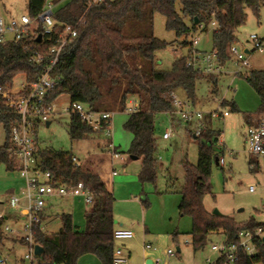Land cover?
Segmentation results:
<instances>
[{
  "label": "trees",
  "instance_id": "16d2710c",
  "mask_svg": "<svg viewBox=\"0 0 264 264\" xmlns=\"http://www.w3.org/2000/svg\"><path fill=\"white\" fill-rule=\"evenodd\" d=\"M89 1L71 0L55 13L58 32L65 25H74L78 36L66 46L60 64L55 68V74L61 75L64 81L58 84L52 99L67 95L71 104L80 102L95 111L116 112L126 110L129 96L137 97L141 108L131 114L125 124L133 135L129 154L131 158L142 160L139 179L142 182L155 181L159 161L156 116L174 109L173 98L179 92L185 98L194 100L196 83L205 76L187 65L186 55L180 57L171 71L156 68V52L169 44L153 33L155 15L165 16L167 29L176 34L180 39L177 42H182L184 47L189 46L191 35L209 31L211 23L216 20L217 28L213 29L212 36L213 50L218 52L221 64L226 65L232 59L230 48L238 41L237 33L246 24L248 11L259 13L264 7V0H109L94 6H90ZM45 4L46 0H28L29 16L36 19ZM51 44L52 41L47 38L46 42H39L37 35H29L20 43L8 41L0 44V86L14 84L20 75L26 76L29 82L36 80L44 71L49 56L45 62L38 64L31 60L32 55L35 50L46 53ZM245 78L259 95L261 114H264V70H253ZM217 82L215 76L208 78L214 92ZM221 105L229 106L234 112L239 111L234 101L223 100ZM0 109V125L7 133L5 145L0 148V164H5L10 170L19 169L16 157L8 149L12 145V131L19 123L20 115L2 103ZM70 117L69 135L72 141L102 133L84 122L78 114H70ZM254 117H248V124L253 122ZM204 120L200 135H195L190 130L191 126H186L191 132L190 138L198 144V162L183 165L185 182L179 205L181 216L192 217L190 235L195 251L205 247L206 239L212 232L223 231L228 237L227 242H231L241 232L255 230L261 224L253 219L242 225L231 217L210 213L205 208L204 198L211 189L212 165L215 161L220 165L218 142L221 131L214 127L210 115H206ZM176 122L177 119L172 122L173 126ZM105 139V145L100 150L103 157L97 156L92 163L88 162L89 166L84 164L79 168L72 162L74 153L41 149L37 145L41 166L51 170L57 182L75 184L83 181L95 195L94 203L87 211L84 231L77 228L70 213L61 214L62 225L57 232L37 229L35 243L45 249L39 257V264H77L79 258L87 254L96 255L102 264L113 263L117 247L114 239L117 229L114 212L116 199L109 185L117 170L114 159L104 154L106 147L112 143L110 139ZM115 150L118 152L116 147ZM249 166L252 171L257 170V160L250 159ZM142 204L148 206V199L142 200ZM1 220L4 219H0V226ZM17 237L21 244L27 245L24 238ZM256 244L257 253L254 256L240 251L235 264H264V239ZM216 261V264H223L221 258Z\"/></svg>",
  "mask_w": 264,
  "mask_h": 264
},
{
  "label": "rangeland",
  "instance_id": "374dc122",
  "mask_svg": "<svg viewBox=\"0 0 264 264\" xmlns=\"http://www.w3.org/2000/svg\"><path fill=\"white\" fill-rule=\"evenodd\" d=\"M61 1L55 11L64 7L71 0ZM0 14L8 19L19 20L23 15H29L28 0H0ZM39 22L34 23L37 27ZM154 35L169 44L156 52V68L171 71L180 59L170 47L178 45L182 52L188 55L189 48L184 47L173 31L166 27V18L156 14L153 25ZM214 30L199 31L189 37L198 36L200 44L196 47L200 52L213 50ZM257 34L264 39V7L259 13L248 11L245 25L237 33L236 45L242 48L252 47L247 44L248 38ZM170 44H172L170 46ZM250 70H264V54L253 52L249 56ZM237 68L231 60L223 67V73L216 74L218 82L216 92L209 85L205 75L196 83L195 99L190 100L195 110L210 113L213 111H227L229 116L223 120H214V127L221 131L223 147H218V153L223 158V165L215 161L211 168V189L204 198V206L210 212L218 210L221 215L233 218L237 223L245 225L251 220L264 223V170L252 171L249 166L250 159H255L248 153L246 134L248 130V117L259 116L262 113L261 99L248 83L245 75H235ZM246 71V70H245ZM244 71V74H245ZM25 81L23 75L15 79L16 85ZM185 98L182 92L176 94ZM223 100L234 101L239 111H232L229 106H222ZM71 106L69 96H60L55 103V115L51 124H40L37 128L38 146L41 149L52 148L61 152L78 155L87 159L85 166L102 156L101 149L106 139L102 133H97L88 139L72 141L69 135L71 123L68 109ZM130 103H127V107ZM131 118L127 110L114 112L111 120V141L117 148L119 156L113 161L116 173L112 177L115 196V223L116 228L131 229L135 237L130 240L118 241L129 257V264H147V260L159 258L166 260V251L172 249L175 255L169 259V264H211L220 257L218 251L213 250L214 245H221L228 239L223 232H212L206 239L205 247L195 251L190 232L193 229V220L190 216H181L179 205L182 194L181 189L185 182L184 163L198 162V144L190 138L189 129L178 122L172 127L169 118L160 113L156 116L157 157L156 180L142 182L139 174L142 169V160H133L129 154L133 135L125 128L126 122ZM193 128L190 130L194 132ZM170 129L172 135L165 140L163 134ZM101 134L103 136H101ZM6 130L0 125V148L5 145ZM103 157V156H102ZM108 167V162L106 163ZM103 173V172H102ZM105 174V173H103ZM25 187V180L21 177L19 169L10 170L5 164H0V207L12 193H20ZM251 187L254 190L251 191ZM148 199L149 205L144 206L142 200ZM89 206L75 198L56 199L54 206L46 215L44 226L50 233L57 232L61 225V214L70 213L74 223L80 231L86 229V215ZM16 217L9 215L8 220H1L0 260L14 264L17 259H23L29 252L28 246L21 244L17 235L5 231L7 225L15 229ZM146 244L155 250L145 251ZM180 248V252L177 248ZM77 264H102L101 260L93 254L79 258Z\"/></svg>",
  "mask_w": 264,
  "mask_h": 264
},
{
  "label": "built area",
  "instance_id": "2783aa9c",
  "mask_svg": "<svg viewBox=\"0 0 264 264\" xmlns=\"http://www.w3.org/2000/svg\"><path fill=\"white\" fill-rule=\"evenodd\" d=\"M109 0H90V6L105 3ZM61 1L55 3L53 0H46L43 11L36 19L29 15H23L19 20L6 19L0 14V44L8 41L20 43L29 35H42L41 43L46 42V38L52 41L46 53L35 50L31 60L34 63H42L49 60L41 75L29 82L27 77L21 85L9 84L0 86V103L14 110L20 115L19 123L12 131V145L8 152L17 159L21 177L25 180V187L20 193H12L0 207V219H9V215L16 217V224H20L19 229L7 225L5 231L24 238L27 242L29 252L23 258L25 264H39V257L35 254V234L38 228L47 231L44 226V219L51 207L54 206L56 199L75 198L83 201L89 207L94 203L93 191L83 182L75 184L57 182L53 172L44 169L41 166L38 153V142L36 131L40 124L51 123V118L55 115V103L57 100L52 99V93L55 91L59 83L64 81L61 75L55 74V68L60 64L61 55L67 45L74 42L78 36L77 27L74 25H65L64 29L58 32L55 21V9ZM39 22L37 27L34 23ZM212 29L217 28L216 20L211 23ZM39 30L41 33L38 34ZM55 36L53 39L52 37ZM200 44L198 36H192L189 43V53L187 65L194 68L204 75L215 76L223 73L225 64H221L219 55L216 50L211 52H200L196 47ZM247 44L252 47L242 48L241 50L236 44L230 48L232 61L237 70L235 75H251V63L249 56L253 52L264 54V39L257 34H253L248 38ZM183 48V47H182ZM178 45L171 46V51L183 57L185 54ZM249 52H246V51ZM246 70V71H245ZM245 71V74H244ZM130 106L127 107V103ZM174 109L164 114L172 122L177 119L184 126H194L195 135H200L205 124V116L210 115L212 120H223L229 116L227 111H213L203 113L193 108L192 103L187 98H173ZM141 105L137 97L129 96L126 99V110L130 114L140 110ZM1 112V109H0ZM70 114H78L84 122L91 125L95 130L101 131L105 138L111 139V120L114 111H95L88 105L80 102H74L68 109ZM172 131L168 129L164 134V139H169ZM248 144V153L255 157L258 162V168L264 170V117L255 116L252 123L248 124L246 134ZM223 142L219 139L218 145L222 146ZM105 155L115 159L119 156L113 143L106 147ZM87 159H81L78 155L73 154L72 162L76 168L85 164ZM220 165L224 160L220 158ZM116 172H114L115 174ZM113 174V175H114ZM254 187H251V191ZM264 212V206L262 208ZM135 237V233L128 229L117 228L114 231V239L116 242L131 239ZM264 239V223L255 230H247L241 232L235 241L225 242L221 245H214L213 250L220 253L223 264H235L238 261L239 252L244 251L248 256H254L257 253L256 242ZM145 251L155 250L150 244H146ZM175 255L172 249L166 251V260L159 258L151 260L152 264H169V259ZM129 255L117 246L114 252L112 264H129ZM214 261L211 264H216ZM5 263V260H0Z\"/></svg>",
  "mask_w": 264,
  "mask_h": 264
},
{
  "label": "water",
  "instance_id": "95a60500",
  "mask_svg": "<svg viewBox=\"0 0 264 264\" xmlns=\"http://www.w3.org/2000/svg\"><path fill=\"white\" fill-rule=\"evenodd\" d=\"M196 23L198 24L199 21L196 20ZM41 40H42V35H40V36L38 37V41L41 42ZM246 52H249V51L247 50ZM50 124H51V123L48 122V123H47V127L50 126ZM132 159H133V160H137V157H132ZM217 161H218V160H217ZM213 214L220 215L221 213H220L218 210H215ZM177 251L180 252V248H179V247L177 248ZM44 252H45V249H44L41 245H36V246H35V254H36L37 256H42V255L44 254ZM148 264H152L151 260L148 261Z\"/></svg>",
  "mask_w": 264,
  "mask_h": 264
},
{
  "label": "crops",
  "instance_id": "0c3cea01",
  "mask_svg": "<svg viewBox=\"0 0 264 264\" xmlns=\"http://www.w3.org/2000/svg\"><path fill=\"white\" fill-rule=\"evenodd\" d=\"M55 3H58L59 2V0H53ZM6 19H8V18H6ZM8 20H10V19H8ZM170 120V119H169ZM167 131V130H166ZM166 140V139H165ZM110 188H111V190L113 191V194H114V185H113V183L111 182L110 183ZM128 230H131V229H128ZM132 231V230H131ZM131 239H133V238H131ZM126 240H130V239H126ZM123 241H125V240H123ZM150 259H148L147 260V264H148V261H149ZM0 264H3V263H0ZM4 264H8L7 263V261L5 260V263ZM14 264H25L24 263V261H23V259H17L16 260V262L14 263Z\"/></svg>",
  "mask_w": 264,
  "mask_h": 264
}]
</instances>
